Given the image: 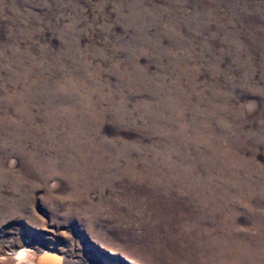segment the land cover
<instances>
[{"label":"rangeland","instance_id":"rangeland-1","mask_svg":"<svg viewBox=\"0 0 264 264\" xmlns=\"http://www.w3.org/2000/svg\"><path fill=\"white\" fill-rule=\"evenodd\" d=\"M0 264H264V0H0Z\"/></svg>","mask_w":264,"mask_h":264},{"label":"bare ground","instance_id":"bare-ground-1","mask_svg":"<svg viewBox=\"0 0 264 264\" xmlns=\"http://www.w3.org/2000/svg\"><path fill=\"white\" fill-rule=\"evenodd\" d=\"M22 254V253H21Z\"/></svg>","mask_w":264,"mask_h":264}]
</instances>
